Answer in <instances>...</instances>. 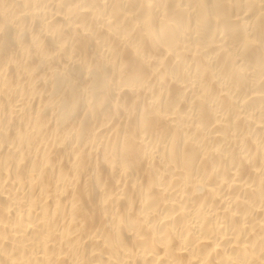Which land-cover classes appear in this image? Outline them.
<instances>
[{"label":"bare ground","instance_id":"bare-ground-1","mask_svg":"<svg viewBox=\"0 0 264 264\" xmlns=\"http://www.w3.org/2000/svg\"><path fill=\"white\" fill-rule=\"evenodd\" d=\"M0 264H264V0H0Z\"/></svg>","mask_w":264,"mask_h":264}]
</instances>
